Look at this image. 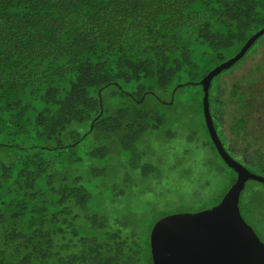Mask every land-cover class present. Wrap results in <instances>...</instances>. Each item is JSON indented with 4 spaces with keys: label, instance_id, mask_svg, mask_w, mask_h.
Returning <instances> with one entry per match:
<instances>
[{
    "label": "trees",
    "instance_id": "1",
    "mask_svg": "<svg viewBox=\"0 0 264 264\" xmlns=\"http://www.w3.org/2000/svg\"><path fill=\"white\" fill-rule=\"evenodd\" d=\"M262 26L264 0H0V264H154L150 220L121 202V188L152 165L138 144L174 134V107L203 115L201 79ZM263 39L209 87L234 158L220 117L233 102L235 143L259 120ZM205 131L230 176L220 200L236 172ZM120 166L130 169L123 184L110 177ZM174 201L172 213L194 204ZM240 209L264 241V193L245 187Z\"/></svg>",
    "mask_w": 264,
    "mask_h": 264
},
{
    "label": "rangeland",
    "instance_id": "2",
    "mask_svg": "<svg viewBox=\"0 0 264 264\" xmlns=\"http://www.w3.org/2000/svg\"><path fill=\"white\" fill-rule=\"evenodd\" d=\"M262 44L257 49L255 57L263 61L264 39ZM251 66L252 61L247 59L242 66L235 68L232 74L238 78L241 74L247 73ZM220 77L217 79L219 80ZM226 80L232 81V76H226ZM228 90L221 91L222 99H225ZM226 106V112L224 111L220 118L228 145L235 151L232 150V154L245 167L264 177V136H257L258 132L264 129V122L261 119L264 117V107L257 111L261 116L259 120H254L242 131L241 134L247 131L243 134L244 136H236L238 141L235 143L233 141L235 134L231 126L232 122H235L233 121L234 115L232 116L235 104L230 101ZM213 112L215 113L214 108ZM202 117L204 120L199 107L184 106V109L174 107L170 110V119L175 127L173 135H167L162 131L149 132L141 138L138 152L142 154L141 158L151 162L152 165L146 174H139L136 169H133V172H136L135 176L131 177L133 185L127 184L121 188L123 189L121 202L123 208H130L134 211L135 217L150 220L145 224V230L151 227L149 229L151 231L154 222L163 215H160V211L168 210V213H172L176 210V207H171L174 200L180 199L183 203L194 202L190 206L184 204V210L197 211L203 209L198 207L207 208L218 203L219 196L224 192L225 183L227 184L230 178L227 174L228 169L225 167L221 169L220 159L207 140ZM255 127L259 130L254 129ZM92 137L94 139V136ZM127 170L130 169L120 166L117 168V173L112 172L110 177L113 181L119 179V184H123L125 181L122 176L125 172L127 173ZM252 181L250 179L246 187L253 186L258 192L264 193V184ZM256 228L259 230V226Z\"/></svg>",
    "mask_w": 264,
    "mask_h": 264
},
{
    "label": "water",
    "instance_id": "3",
    "mask_svg": "<svg viewBox=\"0 0 264 264\" xmlns=\"http://www.w3.org/2000/svg\"><path fill=\"white\" fill-rule=\"evenodd\" d=\"M263 34L264 26L234 56L215 66L200 81L209 136L223 161L236 172V179L215 205L169 213L154 222L149 234L154 264H264V242L240 209L247 181L255 179L264 184V177L245 167L225 149L214 126L209 100L213 78L241 59Z\"/></svg>",
    "mask_w": 264,
    "mask_h": 264
}]
</instances>
